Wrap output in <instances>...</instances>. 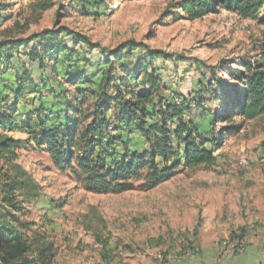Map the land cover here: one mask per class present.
<instances>
[{
  "label": "rangeland",
  "instance_id": "1",
  "mask_svg": "<svg viewBox=\"0 0 264 264\" xmlns=\"http://www.w3.org/2000/svg\"><path fill=\"white\" fill-rule=\"evenodd\" d=\"M180 1L89 0L84 8L76 0H0V41L63 25L108 50L135 40L171 54L149 59L146 50H133L122 60L126 70L121 74L130 77L138 67L137 80L131 83L141 89L149 87L147 74L154 70L163 93L196 97L186 119L207 130L215 117V135L226 129L211 166L180 167L170 180L150 190L88 191L75 171L54 167L37 128L29 133L37 121H17L23 120L19 114L37 108L41 97L49 106L56 99L52 89L68 77L84 73L97 82L104 54L82 43L72 46L70 37L61 35L58 42L71 52L59 55L51 74V63L39 68L21 48L13 51L7 65L0 62V115L10 113L4 100H12L18 75L24 77L27 71L33 79L28 89L35 84L41 90L19 102L18 114L12 116L15 129L7 132L19 140L14 162L19 169L13 167L10 174L25 170L39 185L29 180L17 192L22 208L10 223L30 241L50 243L52 264H264V115L243 120L232 112L240 86L239 62L264 66V23L223 10L190 21L176 9ZM40 4L48 10L40 11ZM224 107L230 110V120L220 118L219 108ZM109 115L113 120L112 112ZM231 123L240 130L229 132ZM110 125L102 147L95 149L103 153L105 165L119 160L123 142L131 152L148 149L134 128L120 129L114 121ZM111 137L117 139L107 150ZM75 155L74 167L81 155L76 145ZM144 178L145 171L132 182L139 185ZM6 210L10 208L0 204V216Z\"/></svg>",
  "mask_w": 264,
  "mask_h": 264
},
{
  "label": "trees",
  "instance_id": "2",
  "mask_svg": "<svg viewBox=\"0 0 264 264\" xmlns=\"http://www.w3.org/2000/svg\"><path fill=\"white\" fill-rule=\"evenodd\" d=\"M76 1L84 8L90 5L89 0ZM39 6L40 11L49 8L42 4ZM176 9L181 10L190 21L223 10L264 23V0H181ZM61 35L64 38L70 37L72 46L82 43L90 51L100 49L104 54V68L97 82L84 73L68 77L65 83H58L57 89H52V97L56 99L49 106L45 105L41 97L37 108L18 116L23 117V120L17 123L37 121V126L29 127V133L36 128L40 132L41 141L46 145L56 169L75 171L77 180L88 191L121 193L134 188H155L170 180L180 167L194 168L214 164L215 152L220 146L219 136L226 129L218 130L215 135L214 126L218 122L215 117H211L207 130H202L199 124L186 119V112L197 100L196 97L191 99L176 93H163L154 70L147 74L149 87L141 89L137 83H131V80H137L140 73L138 67L133 69L130 77L121 74L126 70V65L122 63L126 54H131L136 49H144L149 59L172 57L163 50L149 49L135 40H127L108 50L100 47L98 43H92L86 35L62 25L24 38L0 41V62L7 65L13 57L12 52L21 48L26 52L29 61L37 63L39 68H46L51 63V74H54L59 55L62 52H71L66 45L58 42ZM239 65L242 66V70L239 69L240 86L235 92L232 112L243 120H254L264 115V66L248 60L240 61ZM6 70L7 67H4L3 71ZM16 80L17 87L12 89V100H4L10 113H6L4 117L0 115V204L4 208H10V211L6 210L0 216V264H52L53 249L50 243L32 242L21 229L10 223L16 221L15 216L22 208L21 201L16 198L17 192L23 191L29 180L30 185L39 188L25 170L20 169L10 174L13 167L19 169L14 163L18 158L19 140L7 134L15 129L12 116L18 114V104L26 98L24 96L41 90V86L35 84L28 89L27 84L33 83V79L27 71L24 72V77L18 75ZM199 103L200 99L197 101ZM219 110H223L221 119L230 120L228 107ZM43 112L46 116L42 115ZM110 112L114 116L113 120ZM112 121L120 129L134 128L147 142L148 149L131 152L127 143L123 142L119 160L114 159L105 165L101 156L103 153L95 152V149L102 147L103 136ZM240 127L239 124L231 123L227 130L237 132ZM116 139H107V150ZM75 145L81 148L76 167L73 165L76 157ZM143 171L144 181L135 185L132 180L140 178Z\"/></svg>",
  "mask_w": 264,
  "mask_h": 264
}]
</instances>
